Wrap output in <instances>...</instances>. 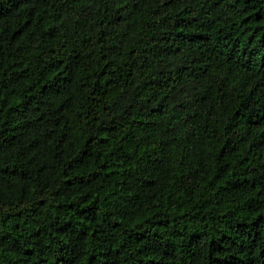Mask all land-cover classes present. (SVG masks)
<instances>
[{
  "label": "trees",
  "instance_id": "16d2710c",
  "mask_svg": "<svg viewBox=\"0 0 264 264\" xmlns=\"http://www.w3.org/2000/svg\"><path fill=\"white\" fill-rule=\"evenodd\" d=\"M0 264H264V0H0Z\"/></svg>",
  "mask_w": 264,
  "mask_h": 264
}]
</instances>
